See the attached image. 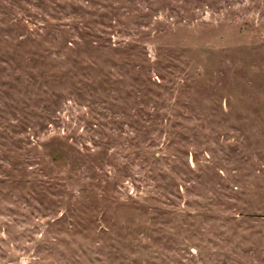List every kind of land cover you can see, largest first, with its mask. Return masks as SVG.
Segmentation results:
<instances>
[{
    "label": "rangeland",
    "instance_id": "1",
    "mask_svg": "<svg viewBox=\"0 0 264 264\" xmlns=\"http://www.w3.org/2000/svg\"><path fill=\"white\" fill-rule=\"evenodd\" d=\"M0 264H264V0H0Z\"/></svg>",
    "mask_w": 264,
    "mask_h": 264
}]
</instances>
